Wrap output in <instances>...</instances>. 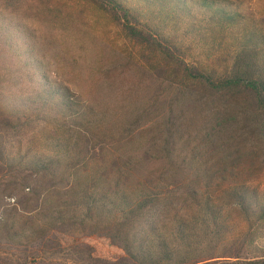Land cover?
Listing matches in <instances>:
<instances>
[{
    "label": "trees",
    "instance_id": "16d2710c",
    "mask_svg": "<svg viewBox=\"0 0 264 264\" xmlns=\"http://www.w3.org/2000/svg\"><path fill=\"white\" fill-rule=\"evenodd\" d=\"M93 1L114 17L130 40L170 59L184 80L190 81L178 85L177 96L186 97L194 84L201 85L195 116L211 122L203 138L216 141L219 149L233 139L229 158H234L196 166V147L183 141L187 119L174 113V99L148 146L134 149V137L148 131L142 129L149 122L146 112L135 121L128 116L106 122L114 128L106 127L103 116L86 123L75 118L67 129L71 133L61 135L59 130L67 124V104H72L70 88L46 80L41 98L10 95L9 88L28 84L32 68L21 49L14 50L7 41L0 24V43L11 54L8 65L12 67L0 78V134L41 121L55 125V133L60 134L55 155L46 158L28 148L23 156L33 157L17 164L1 141L0 216L7 238L34 236L35 248L43 254L51 249L55 255L51 260L40 255L25 264H264L262 256L243 257L264 236V191L250 183L255 174L252 164L237 159L243 155L239 151V131L243 130L233 128L241 121L252 126L264 155L263 46L251 47L250 62L241 58L247 53L243 49L224 73H213L187 62L177 38L154 29L142 18L139 5L130 6L126 0ZM185 1L205 5L216 0ZM224 16L232 18L227 11ZM121 157L120 163L115 161ZM135 172L140 179L134 184ZM219 191L227 195V202L217 197ZM224 207L229 209L226 217ZM223 216L241 222L229 228ZM203 218L213 223L199 227ZM165 219L179 223L176 232L161 231ZM227 230L238 232L233 241L238 245L227 243L221 248L217 236ZM207 237L210 240L205 243ZM219 247L222 251L217 253ZM0 264L16 262L12 254L0 255Z\"/></svg>",
    "mask_w": 264,
    "mask_h": 264
},
{
    "label": "rangeland",
    "instance_id": "374dc122",
    "mask_svg": "<svg viewBox=\"0 0 264 264\" xmlns=\"http://www.w3.org/2000/svg\"><path fill=\"white\" fill-rule=\"evenodd\" d=\"M126 1L130 6L139 5L142 18L154 29L177 38L187 62L210 72L224 73L243 49L247 53L241 58L250 62L249 51L255 43L262 45L264 49V0H216L205 5L186 3L185 0L181 4L174 0ZM226 11L231 14V20L225 18ZM0 24L7 35V41L14 50L21 49L24 61L30 60L28 63H31L32 68L31 76L26 78L28 84L9 88L10 95L41 98L45 92L46 80L70 88L72 104H67V124L62 125L59 130L61 135L71 133L72 130L68 132L67 129L70 130V125L75 124V118L86 123L92 117L103 116L106 124L111 119L119 120L128 116H132L135 121L138 114L146 112L149 122L142 129L148 131L134 137V149L148 146L161 127L164 110H170L169 101L174 99V113L185 115L187 119L183 141L196 147V166L234 158H229V152L235 144L233 139H230L231 144L228 142L219 149L216 141L203 138L204 130L211 122L201 121L199 116H195L199 104L196 99L203 92L201 85L194 84L191 91L187 90L186 97L177 96L178 85L188 84L190 81L184 80L170 59L130 40L114 17L93 0H0ZM5 48L0 43V78L12 70L8 65L11 54H6ZM6 95L8 92L4 97ZM110 124L107 123L106 127H115ZM233 128L243 130L239 131V136L242 137L239 151L243 155L237 159L252 164L250 169L255 174L250 178V183L264 191V155L259 136L251 129L252 126H247L243 121ZM19 130L0 134V147L3 141L13 163L29 161L32 155L23 156L28 148L46 158L59 151L56 137L60 134L55 133V125L41 121ZM217 139L228 140L224 137ZM111 144L118 145L117 142ZM118 160L124 158L115 161ZM9 176L6 174L7 178ZM138 179L140 174L135 172L131 181L135 184ZM221 193L219 191L218 196H215L227 202V195L221 196ZM217 201L221 203V200ZM223 209L226 210V217L229 209ZM179 212L182 213L183 210ZM225 217L223 216L224 221L229 222V228L238 226L237 223L241 222L235 217ZM1 218L0 216V255L12 254L16 264H25V261H32L40 255L46 256L47 260L55 257L51 249L43 254L39 248H35L38 242H35L32 235H25L22 240L8 239ZM204 220L200 219L199 227L205 228L207 222L213 223L212 220ZM174 222L165 219L163 225L161 221V231L166 235L170 231L176 232L179 223ZM241 225L246 226L244 222ZM34 227H38V224ZM236 233L238 234L227 230L217 236L220 247L227 243L233 244ZM77 237L81 238L79 235ZM207 239L208 237L203 241L209 242L210 238ZM71 240L69 237V241ZM256 243L257 246L250 248L243 257H264V236ZM220 247L217 253L222 251ZM208 252H203L202 257Z\"/></svg>",
    "mask_w": 264,
    "mask_h": 264
}]
</instances>
